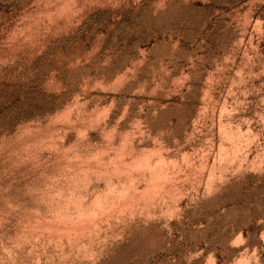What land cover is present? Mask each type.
I'll return each instance as SVG.
<instances>
[{
  "label": "rangeland",
  "instance_id": "rangeland-1",
  "mask_svg": "<svg viewBox=\"0 0 264 264\" xmlns=\"http://www.w3.org/2000/svg\"><path fill=\"white\" fill-rule=\"evenodd\" d=\"M0 264H264V0H0Z\"/></svg>",
  "mask_w": 264,
  "mask_h": 264
}]
</instances>
